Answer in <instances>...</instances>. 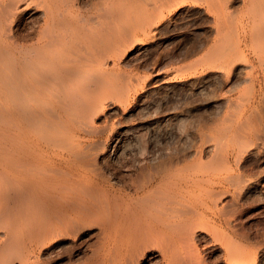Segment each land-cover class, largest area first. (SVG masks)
Returning <instances> with one entry per match:
<instances>
[{
  "label": "bare ground",
  "instance_id": "bare-ground-1",
  "mask_svg": "<svg viewBox=\"0 0 264 264\" xmlns=\"http://www.w3.org/2000/svg\"><path fill=\"white\" fill-rule=\"evenodd\" d=\"M93 1L0 0V264H264L236 232L264 198V0ZM180 8L207 32L166 39L165 60L192 59L164 79H194L148 94L213 110L166 118L183 142L130 125L107 142L120 60Z\"/></svg>",
  "mask_w": 264,
  "mask_h": 264
},
{
  "label": "rangeland",
  "instance_id": "rangeland-1",
  "mask_svg": "<svg viewBox=\"0 0 264 264\" xmlns=\"http://www.w3.org/2000/svg\"><path fill=\"white\" fill-rule=\"evenodd\" d=\"M95 2L97 3L99 0H94L92 3ZM181 11L182 8L176 10V12H179L178 14H174L176 13L175 11L167 14V17L178 18L176 27H174L172 31L166 32L162 25L159 26L160 32L154 38L145 41L140 49L136 47L125 52L120 60L117 70L123 72L125 76L119 81L123 84L130 83V99L126 107L123 108L125 111L124 115L120 112L117 113L118 115L111 114L112 120L107 122L109 124V130L103 136V138L107 139V142H111L112 138H114L112 137L114 133H116L115 135H120L122 130L128 125L138 128H140V126H145L144 129H147L150 134H158V140L160 142H183L181 138V132L182 129H184L183 126L181 127V124L177 122L168 125L166 119L170 115L181 112L182 108L183 110L185 109L184 107L186 106H183L182 94L179 92L174 94L161 88L157 93L149 95L147 90L149 83L155 80L161 81L167 79L166 82L164 81L165 83H162L165 85L194 79L193 76L164 79L167 77V74L171 75V72H174L183 62L186 63L192 59L188 58L175 63L165 60L164 52L166 48H168L167 42L165 43L166 39L172 42L174 47L177 48L179 45H182L181 43L194 41L195 38L207 32L206 25L204 23L199 24L197 18L193 14H191L190 17L193 20L186 23V18L182 16L184 13H181ZM29 21L30 20L27 19V23ZM110 66L111 63L108 67ZM156 72H159V74L154 77L153 74ZM212 103V99L204 98V101H192V103L187 104L188 106L186 108H190L192 114H207L211 111V108L213 110ZM114 107L116 106L110 105L107 112L112 113ZM263 109L264 108H262V112L264 113ZM106 115H108V113ZM103 120L104 117H99L98 123L103 124ZM196 128H193L194 132ZM204 129L201 131L206 133L211 132V130L207 128ZM258 157L260 159L258 162L259 166L256 164H249V159L247 168L248 170H252L250 168L253 167L256 169L258 166L261 170L260 173L264 177V155ZM246 216L243 223L236 226V232L240 234L239 238L242 239L241 237L244 234H246L248 238L256 235L257 237L255 239L262 242L264 245V198L258 200L255 206L246 213ZM10 258L11 257H8V259Z\"/></svg>",
  "mask_w": 264,
  "mask_h": 264
}]
</instances>
